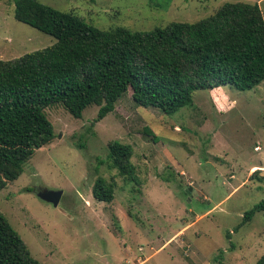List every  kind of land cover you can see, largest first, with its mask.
I'll return each mask as SVG.
<instances>
[{
  "label": "rangeland",
  "instance_id": "374dc122",
  "mask_svg": "<svg viewBox=\"0 0 264 264\" xmlns=\"http://www.w3.org/2000/svg\"><path fill=\"white\" fill-rule=\"evenodd\" d=\"M38 1L103 31L148 33L172 22L195 23L226 3L259 5L264 17V0ZM14 12V0H0V60L56 43L18 22ZM99 109L91 106L76 119L61 106L47 108L52 143L0 191V211L36 260L257 264L264 256V211L246 223L243 217L264 201V82L247 91H196L192 105L173 115L136 104L131 91L94 123ZM115 141L133 147L137 183L125 184L105 164ZM253 167L262 172L253 175ZM97 172L117 184L112 203L93 196ZM172 174L175 181L168 179ZM43 190L63 193L57 207L39 198Z\"/></svg>",
  "mask_w": 264,
  "mask_h": 264
},
{
  "label": "trees",
  "instance_id": "16d2710c",
  "mask_svg": "<svg viewBox=\"0 0 264 264\" xmlns=\"http://www.w3.org/2000/svg\"><path fill=\"white\" fill-rule=\"evenodd\" d=\"M14 2L18 22L54 37L56 43L19 59L0 60V191L22 176L37 150L52 143L49 107L61 106L81 119L86 109L97 106L98 123L131 91L136 104L173 115L192 105L196 91L220 86L247 91L264 82L259 5L226 3L195 23L172 22L138 33L103 31L73 11L38 0ZM108 151L109 171L116 170L125 184L137 183L133 147L115 141ZM168 179L175 181L176 175ZM116 188L115 180L109 182L97 172L96 200L112 203ZM263 211L264 201L244 215V223ZM0 264H42L1 211ZM257 264H264V256Z\"/></svg>",
  "mask_w": 264,
  "mask_h": 264
},
{
  "label": "water",
  "instance_id": "95a60500",
  "mask_svg": "<svg viewBox=\"0 0 264 264\" xmlns=\"http://www.w3.org/2000/svg\"><path fill=\"white\" fill-rule=\"evenodd\" d=\"M62 195L63 193L61 191H49V190H43L38 194L41 200L51 203L55 207L59 205Z\"/></svg>",
  "mask_w": 264,
  "mask_h": 264
},
{
  "label": "crops",
  "instance_id": "0c3cea01",
  "mask_svg": "<svg viewBox=\"0 0 264 264\" xmlns=\"http://www.w3.org/2000/svg\"><path fill=\"white\" fill-rule=\"evenodd\" d=\"M256 169H258V167H253L252 169H251V172L250 173H252V172H254ZM183 173L181 172V175H182ZM231 177H234L233 175L231 176ZM183 232V230L182 231H180V234ZM165 246V245H164ZM163 246V247H164Z\"/></svg>",
  "mask_w": 264,
  "mask_h": 264
},
{
  "label": "built area",
  "instance_id": "2783aa9c",
  "mask_svg": "<svg viewBox=\"0 0 264 264\" xmlns=\"http://www.w3.org/2000/svg\"><path fill=\"white\" fill-rule=\"evenodd\" d=\"M260 148H257V150H259Z\"/></svg>",
  "mask_w": 264,
  "mask_h": 264
}]
</instances>
